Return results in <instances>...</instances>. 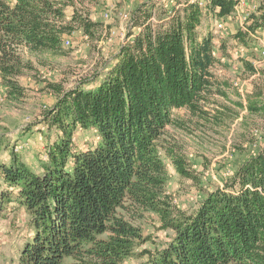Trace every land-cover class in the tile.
I'll list each match as a JSON object with an SVG mask.
<instances>
[{
  "label": "trees",
  "instance_id": "16d2710c",
  "mask_svg": "<svg viewBox=\"0 0 264 264\" xmlns=\"http://www.w3.org/2000/svg\"><path fill=\"white\" fill-rule=\"evenodd\" d=\"M237 4L210 0L205 9L223 19ZM148 7L134 16L140 31L133 42L124 44L103 71L71 89L50 85L56 103L43 112L42 123L59 135L47 145L39 168L0 140V149L11 148L9 164L0 161L7 185L0 191V214L16 202L25 208L31 228L13 264H123L133 256H146L143 264H264V152L240 165L223 188L207 193L193 213L173 204L165 158L182 178L196 176L188 158L162 139L169 127L185 128L175 110L204 116L199 104L212 92V69L220 57L214 54L213 35L201 33L203 9L196 1L186 0L167 25L158 27L149 23ZM97 26L71 1L0 0V76L8 97L24 96L19 79L33 69L20 47L59 53L64 36L76 29L92 35ZM260 29L264 1L234 39L249 45ZM248 108L261 111L257 103ZM78 130L96 133L86 150L74 146ZM147 214L174 235L163 248L138 254L151 241L141 226Z\"/></svg>",
  "mask_w": 264,
  "mask_h": 264
},
{
  "label": "rangeland",
  "instance_id": "374dc122",
  "mask_svg": "<svg viewBox=\"0 0 264 264\" xmlns=\"http://www.w3.org/2000/svg\"><path fill=\"white\" fill-rule=\"evenodd\" d=\"M57 1L75 3L78 11L85 12L94 23H98L92 35L76 29L64 36V40H70L71 45L63 42L59 53L32 52L25 46L20 47L19 54L33 69L25 70L24 76L19 79L24 89V96L19 99L8 97L0 76V140L9 141L12 149L17 144L24 145V149L17 154L36 169L46 159L47 145L59 135L56 128L51 129L42 123L43 112L56 103V94L50 85L71 89L113 62L125 41L123 35L137 33L130 24L122 26L120 13L130 15L134 24L138 9L148 5L152 14L150 23L156 27L167 24L164 20L168 17L165 8L155 0H137V3L136 0H110V6H115L116 10H113L115 15L109 20L103 15L106 8L103 0ZM263 1L239 0L238 13H234L229 20L228 17L222 19L228 25V35L214 30L213 25L220 18L203 9L201 33L213 35L218 47L216 55L220 57V63L212 69L214 86L211 94H206L199 104L204 116L201 112L192 114L186 109L175 110L176 118L185 124V128L169 127L162 139L167 148L188 158L196 176L194 180L182 178L165 158L169 169L167 189L179 211L193 213L207 193L223 188L225 180L240 165L264 152V57L261 56L264 38L258 37L245 45L234 39L235 34H230L231 30L246 27L243 16H251L252 6L259 7ZM185 2L180 0L178 6ZM66 11L70 19L73 8L69 7ZM112 32L116 34L113 43H110L107 39ZM247 64L254 66L257 74L248 70ZM250 103H257L261 111L252 113L248 108ZM96 140L95 132L78 130L73 143L78 150H86ZM9 149L5 146L0 149L1 162L9 164ZM162 154L165 155L164 152ZM6 189L7 185L0 178V191ZM141 226L144 236L150 237L151 241L141 245L136 250L138 254L147 249L163 248L174 235L170 230L161 229L159 218L153 214H147ZM30 229L29 216L24 207L16 202L5 205L0 214V264L17 261L22 242L30 237ZM146 261V256H133L123 264H143Z\"/></svg>",
  "mask_w": 264,
  "mask_h": 264
},
{
  "label": "built area",
  "instance_id": "2783aa9c",
  "mask_svg": "<svg viewBox=\"0 0 264 264\" xmlns=\"http://www.w3.org/2000/svg\"><path fill=\"white\" fill-rule=\"evenodd\" d=\"M156 1V3H158L160 6H162L163 8H165V10L167 11V15H168V17H166L165 18V20L164 21H167V23L170 21V19L172 18V17H174L175 16V14H176V11L178 10V9H180V6H178V2H180V0H155ZM193 1H196L198 4H199V7L200 8H202V9H205L206 8V6H207V4H208V2L210 1V0H193ZM235 1H239V0H235ZM241 1H243V0H241ZM103 3H104V5L106 6V8L104 7V9H103V15H104V17L106 18V19H112L113 18V16L115 15L114 14V12H113V10H116L115 9V6H110L111 4H110V1L109 0H103ZM238 4H239V2H238ZM237 4V6H236V12L235 13H238V10L240 9V7H239V5ZM252 10H253V13H256L257 12V6L256 5H253L252 6ZM120 18H121V24H122V26L123 25H125L126 27L128 26V24H130V25H132V28H133V30H137V32L138 31H140V28L139 27H137V26H134V24H133V18L130 16V15H128V14H125V13H120ZM151 18H152V16H151ZM232 18V16L230 17V18H228V20L229 19H231ZM249 18H250V15L249 14H245L244 16H243V19H244V21L246 22L245 24H247L248 22H249ZM151 20V19H150ZM150 23V22H149ZM153 27H156V26H154L152 23H150ZM163 25H167V24H163ZM121 26V27H122ZM213 27H214V30L216 31V32H218V33H220V34H222V35H224V34H229V28H228V25H227V23H226V21L225 20H222V19H218V20H216L215 21V23H214V25H213ZM243 30L245 29V27L244 28H242ZM122 30L124 31V28L122 27ZM258 33H260L259 35H257ZM116 33L115 32H112L111 33V37H109L108 39H107V42H110V43H113V41H114V35H115ZM257 34H253V37L254 38H258V37H261V38H264V30L263 29H260L258 32H257ZM135 35H136V33H131V32H129V34L127 35H123V37H125V41L126 40H130V38H133L131 41H130V43L131 42H133V40H134V37H135ZM127 36V37H126ZM125 41H123V44H122V46L124 45V44H126V42ZM64 43H65V45H67V46H69V45H71V41L70 40H67V39H65L64 41H63ZM121 46V47H122ZM216 50H218L217 48L215 49V52H214V54L216 55ZM257 50V49H256ZM217 56V55H216ZM261 56L262 57H264V50L262 51V53H261ZM239 86V85H238ZM14 151L16 152V153H20L23 149H24V145H19V144H17V145H15L14 146ZM46 159H47V156H46Z\"/></svg>",
  "mask_w": 264,
  "mask_h": 264
},
{
  "label": "crops",
  "instance_id": "0c3cea01",
  "mask_svg": "<svg viewBox=\"0 0 264 264\" xmlns=\"http://www.w3.org/2000/svg\"><path fill=\"white\" fill-rule=\"evenodd\" d=\"M110 1V0H109ZM113 1V0H112ZM138 1L136 0V3H137ZM144 2H148L147 0L146 1H144ZM146 4H148V3H146ZM257 6V5H256ZM257 11H258V6H257ZM257 13V12H256ZM69 19V18H68ZM238 30H240V29H237L236 31H234V30H231V32H230V34H236L237 32H238ZM260 33H258L257 35H259ZM253 37V36H252ZM256 40V38H254L253 37V40ZM122 46V45H121ZM121 46H120V49H121ZM217 49H218V47H217ZM32 166V165H31ZM33 167V166H32Z\"/></svg>",
  "mask_w": 264,
  "mask_h": 264
}]
</instances>
